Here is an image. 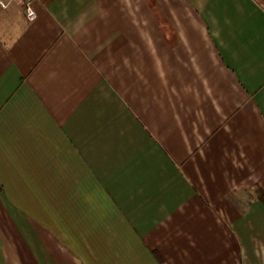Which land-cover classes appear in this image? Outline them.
I'll list each match as a JSON object with an SVG mask.
<instances>
[{
	"label": "crops",
	"instance_id": "0c3cea01",
	"mask_svg": "<svg viewBox=\"0 0 264 264\" xmlns=\"http://www.w3.org/2000/svg\"><path fill=\"white\" fill-rule=\"evenodd\" d=\"M0 7V264H264V0Z\"/></svg>",
	"mask_w": 264,
	"mask_h": 264
},
{
	"label": "built area",
	"instance_id": "2783aa9c",
	"mask_svg": "<svg viewBox=\"0 0 264 264\" xmlns=\"http://www.w3.org/2000/svg\"><path fill=\"white\" fill-rule=\"evenodd\" d=\"M11 0H0V7L2 8H5L8 6L9 2ZM24 2V7H25V14H26V17L29 19V20H32L35 18L36 16V13L34 12V8L32 6V0H23Z\"/></svg>",
	"mask_w": 264,
	"mask_h": 264
}]
</instances>
